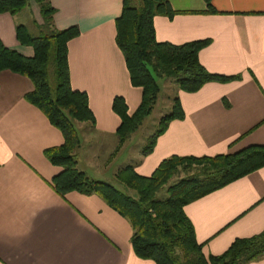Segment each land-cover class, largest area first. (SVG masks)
<instances>
[{
  "label": "crops",
  "instance_id": "crops-1",
  "mask_svg": "<svg viewBox=\"0 0 264 264\" xmlns=\"http://www.w3.org/2000/svg\"><path fill=\"white\" fill-rule=\"evenodd\" d=\"M49 3L55 30H78L66 44V59L70 89L86 95L93 117L92 126L75 124L76 168L96 176L89 178L108 182L127 165L148 177L172 156L213 157L264 147V0H210L214 14L204 13L203 0H168L176 14L153 17L156 42L205 40L197 54L202 68L237 79L205 83L194 93L167 82L169 98H177L183 117L167 124L146 155H141L146 135L138 136L140 127L120 146L115 136L119 119L111 111L112 99L121 97L131 115L141 95L130 85L114 41L121 0ZM26 20L41 22L32 2L13 16L0 14V42L30 57L31 48L18 45L14 36L16 25L30 32ZM31 90L25 77L0 72V264H154L132 253L128 222L99 197L54 193L50 181L61 169L50 165L43 151L61 145L62 136L24 100ZM182 210L202 255H220L234 239L264 231V166ZM248 264H264V258Z\"/></svg>",
  "mask_w": 264,
  "mask_h": 264
},
{
  "label": "trees",
  "instance_id": "trees-1",
  "mask_svg": "<svg viewBox=\"0 0 264 264\" xmlns=\"http://www.w3.org/2000/svg\"><path fill=\"white\" fill-rule=\"evenodd\" d=\"M132 1L121 0L120 14L114 20V41L122 54L129 83L139 88L141 95L131 115H127L121 97L111 101V111L119 119L115 131L117 146L122 145L151 113L160 90L157 78L169 79L176 90L184 93H194L205 83L237 79L210 74L202 68L197 54L207 45L205 40L180 45L155 41L153 17L169 19L176 14L170 9L168 0H140L138 8ZM203 1L204 13L214 14L210 0ZM29 2L36 6L40 17L39 25L33 22L38 34L32 35L25 26L16 25L14 36L18 45L31 48L32 55L25 57L0 42V72L8 71L30 81L32 90L23 96L24 100L39 110L62 136L61 145L43 151L46 161L61 169L50 181L54 193L60 198L68 192L99 197L128 222L132 230L129 239L132 253L154 264H248L264 258V231L234 239L220 255L204 257L182 210L185 205L263 167L262 146H249L213 157L172 156L162 160L148 177L137 175L129 165L117 169L114 178L132 191L133 196L108 182L91 179L76 168L74 151L79 138L75 124L93 125L86 95L69 86L66 44L78 35V30L74 26L59 31L53 28L54 9L49 0H0V14L13 16ZM50 63L54 87L48 81ZM170 102L169 113L158 119L157 129L148 138L141 155L151 151L155 138L170 121L182 119L177 98H171ZM179 173L184 176L168 185ZM163 187H166V198L156 199L155 194Z\"/></svg>",
  "mask_w": 264,
  "mask_h": 264
},
{
  "label": "rangeland",
  "instance_id": "rangeland-1",
  "mask_svg": "<svg viewBox=\"0 0 264 264\" xmlns=\"http://www.w3.org/2000/svg\"><path fill=\"white\" fill-rule=\"evenodd\" d=\"M132 5L135 8H138L140 5V0H133ZM25 24H28V28L33 35L38 34V29L35 26H33L32 23L29 24L28 21L26 20ZM156 80H157V83L159 85L160 90H159V93L157 95V101L155 102V107L152 108L151 113L146 117V119H144V121H143L144 123L139 126L140 129H139V132L137 133L138 136H140V137H142V136L145 137L144 135H146V139L143 141L142 147H144L146 145L147 138L157 129V122H158L157 117L159 115H165V114L169 113V111H170L169 102H170L171 98H169V97H171V91L169 90V88H167V85H168L167 82H170V81H169V79H165V78H157ZM48 81H49L50 86L54 87L55 79H54L52 63H50L48 65ZM166 96H168V97L166 98ZM167 99H169V100H167ZM76 149H77V147L75 148V150ZM74 154H75V151H74ZM79 169H81V168H79ZM81 170L85 171L86 175H88L90 177H96L95 174H93L91 171H89L86 168L82 167ZM192 172L193 171H191L189 173H192ZM183 176H184V173H179L178 175L172 177L168 181V185L175 183L177 181V179H179ZM107 181H108V183H110L113 187H115L119 191H121L123 193H127V194L132 195V196L134 195V193L132 191H129L126 188H124L118 181H116L115 178L111 177ZM166 187H167V185H166ZM166 187H163L162 189H160L159 192H157L155 194L156 199L160 200V199L166 198Z\"/></svg>",
  "mask_w": 264,
  "mask_h": 264
}]
</instances>
